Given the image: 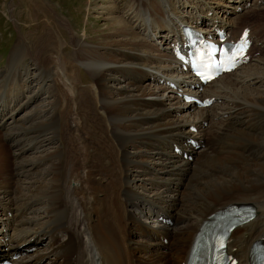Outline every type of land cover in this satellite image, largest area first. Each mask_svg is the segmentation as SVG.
<instances>
[{
  "label": "bare ground",
  "instance_id": "bare-ground-1",
  "mask_svg": "<svg viewBox=\"0 0 264 264\" xmlns=\"http://www.w3.org/2000/svg\"><path fill=\"white\" fill-rule=\"evenodd\" d=\"M226 3L126 0L123 7L101 9L112 24L98 43L73 36L70 62L56 35L48 51L56 53L53 59L43 54L47 36L39 37L41 45L20 36L10 71L0 80V264L40 245L33 240L45 235L51 264H186L204 221L241 202L252 203L257 213L231 233L227 251L231 264H252L254 243L264 244V76L238 68L200 90L170 46L183 42L185 25L225 28L235 41L245 32L258 37L253 25L236 28L225 17L224 6L234 10ZM263 3L235 0L232 16ZM156 36L164 45L153 44ZM263 46L249 47L245 68L251 50L261 55ZM28 60L35 69L21 71ZM81 66L90 86L83 89V159L74 162L81 150H71L60 136L64 123L53 127L61 118L53 106L62 99V82L76 92ZM151 77L159 78L156 87ZM192 86L214 104L198 107L181 99ZM61 209L67 218L56 220ZM140 209L143 221L136 217ZM28 253L13 264H41L40 253Z\"/></svg>",
  "mask_w": 264,
  "mask_h": 264
},
{
  "label": "rangeland",
  "instance_id": "rangeland-1",
  "mask_svg": "<svg viewBox=\"0 0 264 264\" xmlns=\"http://www.w3.org/2000/svg\"><path fill=\"white\" fill-rule=\"evenodd\" d=\"M219 1H223L222 5H225L226 2L230 3V6L228 7H231L234 9L232 12L231 10H229L227 7L224 6V11L223 12L221 11V12L222 13L226 12L225 17L226 18L228 17L229 20L234 23L232 24L235 25L236 28H238L239 26H242L243 24H244L243 26L245 25L254 26L252 31L258 37H256V41H254V44L252 47L256 46L257 43L261 45L264 42L263 40L264 39V3L263 5H260L258 7L248 6V8H246L248 10V11L246 10L247 12H245L244 10V12H238L239 15L232 16L233 13L234 15L236 14L235 7H234L235 0H232V1L219 0ZM262 2H264V0H262ZM125 3H126V0H0V80L4 79L7 76V73L10 71L8 62H9L10 57L13 54L15 45L18 39L20 38V36L26 34L28 40L30 38L31 39L30 42H33L35 45L43 44L44 40L38 41L39 37L44 38L45 36H47V40L49 44L47 43L48 47L43 50V54H45L46 58L53 59L56 53H52L53 56L50 55L51 54L50 52L54 50L53 48L54 44L53 46H50L52 45L50 43H52L51 40H52L53 35H56L55 39H61L64 45L63 46L64 53L65 54L67 53L66 57H67V60H69L70 62L72 59V52L77 47L76 43L72 41L73 36L81 37V38L84 37V38H87L89 41L98 43L99 41L97 37H99L100 35H103V31H106L105 29L106 25L112 24V21L106 18V14H104V12L102 13L100 12L101 9L102 11H105V10L109 11L110 8L112 9L113 6L123 7L125 6ZM189 3L190 5L194 4L192 3V1H190ZM31 9H33V14H32ZM257 39H259L260 41H258ZM161 40L162 39L160 36H156L154 38V41L152 42L155 45H164L160 43ZM169 42L170 41L168 40L167 45ZM29 51H31V47ZM48 51L50 54L48 53ZM258 55H260L259 52L257 53L256 50H253V51L251 50L250 56L252 57L253 60L251 59L247 63V64L251 63L250 68L249 67L245 68L246 64H243L239 68L240 70L239 72L243 71V73H246V74L249 72L250 73L254 72L255 74L264 76V68H263L264 62L259 60V58L257 57ZM260 56L264 58L263 53ZM24 69L34 70L35 68L32 62L28 60L26 64H24L21 67V71H24ZM76 73H77L76 75L80 78L77 83L75 82L73 83L75 87L77 88L76 92L71 91V87H68V86L66 87L65 82L64 83L62 82V86H63V92L61 94L62 99L60 100L59 104L57 101H55L56 106H53L55 110H58L59 113L61 111V114H60L61 118L60 120H58V122H55L56 125L54 124L53 127H56V126L63 127V123H64V127L66 129L64 128L63 130L64 132H62L60 136L63 137L67 145L69 144V148L71 150L73 151L74 150L78 151V149L81 150L80 154L82 155V157L80 158V160L78 158L79 153L76 156H72V160H74V162H80L81 159H83V143H82L83 142V89L86 86L87 87L90 86V83L88 82V79H90V75L87 72L86 68L83 66H81L80 72H78V69H77ZM158 80L159 78L157 77L149 78V82L151 84L153 83L152 84L153 87H156V85L159 82ZM161 85H165V84L163 83ZM243 90H245V88H243ZM246 91H249V90H246ZM73 94L74 95L76 94V95L74 96ZM65 100H67L68 102L70 101V102L68 103ZM62 102H63V106L61 107ZM248 107L249 106H247V108ZM26 110L30 111L31 109L29 108V109L22 110V112L19 115L20 119L22 120L20 122H25L27 117L29 116L25 114ZM219 119L222 120L220 117L217 120L220 121ZM205 127L209 128V130L211 129L208 122H206ZM63 135L67 138L65 139ZM71 139L72 140L74 139V140L70 142L69 140ZM30 150H33V149H30ZM197 150H201V147H199ZM28 155L33 156L34 153H31ZM44 166L46 165L44 164L43 166H41V168ZM61 173L63 175L65 172L62 171ZM58 177H60V175ZM68 189L71 191L69 187ZM68 189H65L63 191L64 199L66 198L65 197L66 194L70 192ZM68 200H71V199H68ZM68 204L69 203H67V209L69 210L68 211L66 210V211H67V214H70L71 207L69 208L70 204L69 205ZM141 212H142V209L138 210L136 212V215H137L136 217L137 218L139 217L142 220L144 218V214H141ZM1 213H0V217L1 219H3L4 217L3 212ZM39 213L42 216L46 215L44 208H42ZM65 217L67 218L65 212L62 209L55 216L56 220H59V219L61 220ZM2 222L3 221H0V224ZM14 235L15 233L11 231V238L9 239V242L13 244H15L12 241L14 238ZM0 236H2V234H0ZM16 237L14 238V240H16ZM36 240L39 241L40 245L36 246L35 250H31V249L28 250L26 248V252L22 253L21 257H25L27 252H30L27 254V256L31 253H36V254H31V255H37L38 253H40V255L43 257L41 264H51V260L54 261L53 260L54 257L51 254L46 252L48 245L50 243L49 241L50 236L49 235L40 236V237H37L33 241H36ZM169 245L170 243L166 244V246H169ZM152 247H156V245H152ZM148 258L150 259L151 257L148 256Z\"/></svg>",
  "mask_w": 264,
  "mask_h": 264
},
{
  "label": "snow or ice",
  "instance_id": "snow-or-ice-1",
  "mask_svg": "<svg viewBox=\"0 0 264 264\" xmlns=\"http://www.w3.org/2000/svg\"><path fill=\"white\" fill-rule=\"evenodd\" d=\"M247 45V32H245V36L242 39L241 43L239 46H233L235 51L232 53V55L227 56V60L229 62H232L233 64L235 63L234 57L237 55H242L244 47ZM225 70H231V69H225ZM206 79L211 78V77H205Z\"/></svg>",
  "mask_w": 264,
  "mask_h": 264
}]
</instances>
